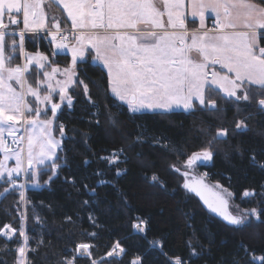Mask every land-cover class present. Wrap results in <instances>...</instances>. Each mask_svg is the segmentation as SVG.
Wrapping results in <instances>:
<instances>
[{
  "label": "snow or ice",
  "instance_id": "1",
  "mask_svg": "<svg viewBox=\"0 0 264 264\" xmlns=\"http://www.w3.org/2000/svg\"><path fill=\"white\" fill-rule=\"evenodd\" d=\"M57 2L67 13L71 30L62 29L61 21L55 18L49 24L44 9L45 0H0V153L3 154L0 159V188L3 189L0 201L18 193L19 203L25 205V210L20 212L19 228L12 224H4L0 228V237L12 240L18 233L23 238L22 244L15 249L17 255L14 264H32L29 252H36L35 248L29 246L30 237L25 231L27 205L31 203L25 197V189L43 187L41 175H48L45 183L52 182L61 168L59 153L63 152L64 141L74 139L66 133L65 125L58 119L63 107L72 108L73 96L69 89L82 85L89 103L97 109L100 107L88 96V85L78 79L76 71L77 63L84 60L86 50H94V61L107 70V92L126 105L131 113L174 109L194 112L197 107L220 111L216 101L206 96V93L217 90L223 93L225 99L236 104L246 102L264 113V46L260 43L264 37V0L259 3L254 0ZM209 11L216 17L213 28H207L205 24ZM189 15L199 18V29L189 30ZM42 32L45 33L44 38L50 37L49 44L55 45L53 56L70 51V66L61 69L43 52L26 50V34H34L29 39L35 43ZM70 39L73 41L71 45ZM193 52L197 58L193 57ZM16 60L21 62L13 63ZM33 65L36 67L33 68ZM29 75L36 78L35 86L28 81ZM57 75L63 79H57ZM13 82L19 86V90ZM27 97H32L34 102ZM54 97H58L59 102H55ZM113 106L118 105L114 103ZM239 111L241 109L238 107ZM109 120L116 127L118 121L111 116ZM96 123L100 121L96 120ZM235 128L246 130L247 125L240 120ZM81 136L83 142L87 143V133H81ZM228 136L227 128H219L212 140ZM140 142V137H137V143ZM213 156L210 141L209 146L186 155L183 171L175 165H170V168L184 178L181 187L198 196L207 212L222 218L235 230H242L251 224L249 217L264 223L261 221L264 209L238 210L234 214L229 202L234 193L219 183L210 186L205 182L207 173L194 176L198 162L211 161ZM250 159L264 169V164L258 163L254 155ZM98 160L113 170L117 178L127 171L119 168V165L128 162L123 147L112 150L107 156H99ZM9 161H14V164L9 166ZM84 163L88 164L89 161L85 160ZM106 174L99 169L95 172L97 177ZM145 179L151 187L167 193L165 183L156 174ZM66 182L76 184L74 179L66 178ZM105 185L115 189L123 204L129 206L125 194L113 181L97 180L96 187ZM83 187L89 196H98L95 188H89L87 184ZM255 195V190L242 193L244 198ZM81 204L85 208L91 207L89 200ZM182 215L185 219L192 217L190 212H182ZM33 218L39 222L38 216ZM88 219L95 225L91 214ZM133 220L131 227L134 233L141 234L147 240L149 221L139 216L133 217ZM66 221L74 224L70 216L66 217ZM188 227L193 226L188 224ZM86 235L96 237L95 232ZM147 242L150 249L160 245L162 252L160 241ZM44 243L42 238L39 239L37 247ZM186 246L190 259L199 258L208 251L194 229ZM94 248L92 243H77L69 250V255L57 260L56 264H76L78 258L88 259L89 264H114L116 258L126 254L119 240L111 245L106 256L99 259L93 256ZM244 251L249 254V264H264V255L257 256L246 247ZM129 264H142V258L137 256ZM168 264H187V261L177 256L169 258ZM231 264H240V261L233 259Z\"/></svg>",
  "mask_w": 264,
  "mask_h": 264
},
{
  "label": "trees",
  "instance_id": "2",
  "mask_svg": "<svg viewBox=\"0 0 264 264\" xmlns=\"http://www.w3.org/2000/svg\"><path fill=\"white\" fill-rule=\"evenodd\" d=\"M254 2L259 3L260 0ZM49 40L40 36L33 43L26 38L25 48L29 52L48 54L55 64L67 65L69 55L53 56ZM260 43L264 46V37ZM76 71L78 79L88 85V96L100 107H93L84 95L83 87L77 85L71 92L72 108L63 107L58 115L66 133L74 139L64 141L63 152L59 154L61 168L52 182L45 183L48 175H41L43 187L26 190V199L31 203L27 205L25 231L30 237L29 246L36 249L34 253L29 252L32 264H56L80 242L94 244L93 256L99 259L106 256L117 240L126 249V254L116 258L114 264H129L137 256L142 258V264H168L169 258L177 256L187 264H231L233 259H238L240 264H249L250 257L244 251L245 247L257 256L264 255V223L252 217L251 224L235 230L210 216L191 194L180 187L174 173H163V167L170 158L184 163L186 155L209 146L211 141L213 159L198 167L197 171L207 173L206 179L212 185L219 183L234 193L229 201L232 212L237 209H264V169L250 159L254 155L258 163L264 164V113L246 102L236 104L225 99L218 90L206 93V96L216 101L220 111L197 107L194 112L131 113L127 106L107 92V73L94 62L92 54L89 53L86 61L78 63ZM114 103L118 106H113ZM252 103L255 104V100ZM238 107L241 109L239 112ZM110 116L118 121L116 127L110 123ZM96 120L100 123L97 124ZM240 120L245 121L246 130L235 128ZM219 128H227L229 136L212 140ZM81 133H87V143L83 142ZM137 137H140V143H137ZM121 147L127 153L128 162L119 168L127 171L117 178L98 157L107 156ZM85 160L89 163L85 164ZM97 169L106 172V176H95ZM153 174L165 183L167 193L151 187L146 181L145 177ZM66 178L74 179L75 186L67 183ZM101 178L113 181L125 194L129 206L123 204L112 187H96L97 180ZM84 184L95 188L98 196H89ZM245 190H255L256 195L244 198L242 193ZM84 200H89L91 207H83L81 202ZM94 200L98 203H92ZM24 210L25 205L19 203L18 193L0 201V228L4 224L19 228L20 212ZM182 212H190L192 217L185 219ZM89 214L95 219V225L89 221ZM35 216L39 217V222L34 220ZM69 216L74 224L66 221ZM136 216L149 221L147 240L134 233L131 227ZM261 221H264V214ZM188 224L193 227L189 228ZM193 229L208 251L199 258L190 259L186 241ZM91 232L96 233L95 238L86 235ZM41 238L45 244L37 247ZM151 240L162 243V252L160 245L149 248L147 241ZM22 242L23 238L18 233L12 240L0 237V264H14L15 249ZM76 264H89V261L78 258Z\"/></svg>",
  "mask_w": 264,
  "mask_h": 264
},
{
  "label": "rangeland",
  "instance_id": "3",
  "mask_svg": "<svg viewBox=\"0 0 264 264\" xmlns=\"http://www.w3.org/2000/svg\"><path fill=\"white\" fill-rule=\"evenodd\" d=\"M45 1H49V0H45ZM60 8H63V6L62 5H60ZM44 9H45V12H46V14H47V11H46V3L44 4ZM62 11H64V9L62 10ZM48 13H50V12H48ZM64 14H65V18H66V20H68V18H67V13L64 11ZM48 16V15H47ZM53 16V18L54 17H56V19H58V20H60L61 21V28L62 29H64V30H71V22H70V20H68L67 22L68 23H64V22H62L63 21V15H62V13H60L59 11H57L56 9H54L53 7L51 8V17ZM50 22V25H51V22L52 21H49ZM192 24H195V23H187V25H188V28L189 29H192L193 27H194V29H195V27L196 26H194V25H192ZM34 34H26V37H25V39L26 38H29L30 36H33ZM40 36H45V33H40L37 37H40ZM46 39H50V37L49 38H46ZM58 39H59V37H58ZM73 41H69V43H70V45H71V43H72ZM53 50H55V45L54 44H52V52H53ZM44 53V52H43ZM89 53L90 54H92V58H93V56H94V50H91V49H88V50H86V52H85V57H84V60L83 61H86L87 59H88V55H89ZM44 54H46V53H44ZM61 54H68L69 55V57H70V62L67 64V65H65V66H61V65H59V67L61 68V69H63L64 67H68V66H70V63H71V53H70V51H65L64 53H61ZM46 55H48V54H46ZM192 55H193V57L194 58H197V54L195 53V52H193L192 53ZM49 56V55H48ZM49 59H50V57H49ZM50 61H51V59H50ZM79 62H82V61H78V63ZM95 62V61H94ZM78 63H77V65H78ZM95 63H98L102 68H103V66L99 63V62H95ZM36 66L35 65H33V68H35ZM217 67V69L218 70H220L219 69V66L217 65L216 66ZM76 69H77V67H76ZM104 69V68H103ZM105 71H106V73H107V70L106 69H104ZM221 71H226V70H221ZM43 77H41V79H42ZM35 77L34 76H32V75H29L28 76V81L30 82V83H33L34 84V86H35ZM57 79H63V77L62 76H60V75H57ZM13 85H14V87H17V90H19V86L18 85H16L14 82H13ZM82 86V85H81ZM72 90H73V88H70L69 89V93H70V95H71V92H72ZM222 93V92H221ZM223 94V93H222ZM27 99L29 100V101H33V98L32 97H27ZM54 101L55 102H59L58 101V97H54ZM34 102V101H33ZM194 103H196L195 101H194ZM172 111H184V112H187V111H185V110H182V109H174V110H172ZM172 111H163V110H156V111H151V110H145V111H143V112H172ZM141 113V112H140ZM49 115H50V112H49ZM60 154V153H59ZM3 158V154L1 153V158L0 159H2ZM169 162L167 163V164H165L164 165V169H163V173L165 172V173H168V174H171L170 172H172V173H174L175 175H174V177L176 178V180H178V182L180 183V185L182 184V182H181V175H179L178 173H176L173 169H171L170 168V165H175V166H177V167H180L181 169H183V164L184 163H179L178 161H176L175 159H173V158H170L169 160H168ZM9 163V166H12L13 164H14V161H9L8 162ZM197 168V167H196ZM202 174V173H201ZM20 182H22V179H21V181ZM27 189V188H26ZM26 189H25V191H26ZM237 210H240V209H237ZM237 210H236V212H237ZM235 211L233 212L234 214L236 213ZM250 218H252V217H249V219ZM5 238V237H4ZM7 239V238H6Z\"/></svg>",
  "mask_w": 264,
  "mask_h": 264
},
{
  "label": "crops",
  "instance_id": "4",
  "mask_svg": "<svg viewBox=\"0 0 264 264\" xmlns=\"http://www.w3.org/2000/svg\"><path fill=\"white\" fill-rule=\"evenodd\" d=\"M45 3H46V11H47V15H48V19H49V21H52L53 20V16L51 17V8L53 7L54 9H56L57 11H61V12H63V15L65 16V14H64V11H62L63 10V8H60V4L57 2V0H49V1H45ZM48 12H50V13H48ZM55 19H56V17H54ZM215 14L214 13H212V12H208V13H206V19H205V24H206V27L207 28H213L214 27V20H215ZM68 20H66V18H65V20L63 19V21L62 22H66V23H68L67 22ZM193 21H195L194 23L195 24H192V25H194V26H196L195 27V29H199V18L198 17H196V18H193V17H191L190 15L188 16V19H187V23H190V22H193ZM65 23V24H66ZM49 24H50V22H49ZM194 29V27L192 28V29H189L190 31L191 30H193ZM96 62V61H95ZM121 103V102H120ZM126 106V105H125ZM27 190V189H26ZM25 197H26V191H25Z\"/></svg>",
  "mask_w": 264,
  "mask_h": 264
},
{
  "label": "water",
  "instance_id": "5",
  "mask_svg": "<svg viewBox=\"0 0 264 264\" xmlns=\"http://www.w3.org/2000/svg\"><path fill=\"white\" fill-rule=\"evenodd\" d=\"M59 115V114H58ZM205 163V162H204ZM204 163L203 164H200L199 162H198V165H197V168L198 167H200V166H203L204 165ZM197 168H195V171H194V176H200V175H202L201 173H199L198 171H197ZM181 171H183V169H181ZM179 174V173H178ZM180 175V174H179ZM181 182H182V184L184 183V178L181 176ZM205 182L206 183H208L210 186H212V184L205 178ZM182 184L180 185V187L182 186ZM182 188V187H181ZM183 189V188H182ZM184 190V189H183ZM184 191H186L187 192V190H184ZM187 193H189V194H191L197 201H198V203L200 204V206L207 212V210H206V208L203 206V202L200 200V198L198 197V196H196L194 193H190V192H187ZM231 210V209H230ZM210 216H213V214H211V213H209V212H207ZM214 217V216H213ZM215 218H217L218 220H220L221 222H223L225 225H227V222H225V221H223L222 220V218H220V217H215ZM227 226H229V225H227Z\"/></svg>",
  "mask_w": 264,
  "mask_h": 264
},
{
  "label": "bare ground",
  "instance_id": "6",
  "mask_svg": "<svg viewBox=\"0 0 264 264\" xmlns=\"http://www.w3.org/2000/svg\"><path fill=\"white\" fill-rule=\"evenodd\" d=\"M66 23V22H65ZM35 220V219H34ZM45 244V243H44ZM40 250V249H39ZM33 255V254H32Z\"/></svg>",
  "mask_w": 264,
  "mask_h": 264
},
{
  "label": "built area",
  "instance_id": "7",
  "mask_svg": "<svg viewBox=\"0 0 264 264\" xmlns=\"http://www.w3.org/2000/svg\"><path fill=\"white\" fill-rule=\"evenodd\" d=\"M66 31H68V30H66ZM60 38V37H59ZM71 40V39H70Z\"/></svg>",
  "mask_w": 264,
  "mask_h": 264
}]
</instances>
